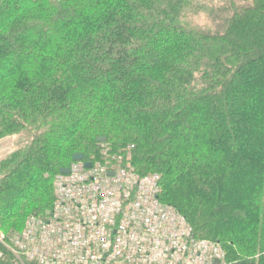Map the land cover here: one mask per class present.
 <instances>
[{"label": "trees", "instance_id": "1", "mask_svg": "<svg viewBox=\"0 0 264 264\" xmlns=\"http://www.w3.org/2000/svg\"><path fill=\"white\" fill-rule=\"evenodd\" d=\"M202 10L214 26L195 23ZM12 136L8 238L53 210L75 155L104 149L158 176L160 201L220 264H264V0H0V140Z\"/></svg>", "mask_w": 264, "mask_h": 264}, {"label": "built area", "instance_id": "2", "mask_svg": "<svg viewBox=\"0 0 264 264\" xmlns=\"http://www.w3.org/2000/svg\"><path fill=\"white\" fill-rule=\"evenodd\" d=\"M115 159L90 169L79 162L82 167L59 175L53 210L29 218L14 235V249L0 242V264H191L195 246L206 241L196 239L186 219L160 201L158 176L141 177ZM145 178L155 182L151 191ZM203 246L217 250L203 252L208 264L222 260L216 243Z\"/></svg>", "mask_w": 264, "mask_h": 264}, {"label": "rangeland", "instance_id": "3", "mask_svg": "<svg viewBox=\"0 0 264 264\" xmlns=\"http://www.w3.org/2000/svg\"><path fill=\"white\" fill-rule=\"evenodd\" d=\"M224 1H227V0H224ZM195 23L198 25V26H200V27H202V28H209V27H212V26H214V23H212V20L210 19V18H208V14H207V12L205 11V10H202V11H200V14L199 15H197L196 17H195ZM22 138L21 137H19V136H12V137H7V138H4V139H2V140H0V161L3 159V158H6L8 155H10L11 153H14L17 149H18V147H19V145L21 144V140ZM110 153L109 152H107V150H102V156H103V160H102V157L99 159V160H97L96 162H94V163H96V164H98V165H104V166H106V167H108V166H110L111 165V163H114L115 161H116V159H115V156L113 157V156H111V155H109ZM104 160H106L105 162H104ZM109 161V162H108ZM82 163H74V164H72V166L71 167H78V168H80V167H82ZM132 167V166H131ZM133 168V167H132ZM86 172H90V171H86ZM135 174L136 175H138V173H137V171L135 172ZM132 177L133 178H135L133 175H132ZM144 177H146V176H144ZM148 177V176H147ZM78 178V176L76 177V179ZM149 178H145V180L147 181V184H149V187H148V189H149V191H151L152 190V187H156L157 185L160 187L161 186V179L159 180V182L157 181L156 182V186H155V182H152L151 180H148ZM104 187H107V185H104ZM147 193H148V191H147ZM152 195V194H151ZM152 207H154V205H152ZM161 208V207H160ZM160 208H159V210H160ZM151 211H153V213H155L156 214V209H155V207L154 208H152V210ZM183 216V215H182ZM184 217V216H183ZM183 217H181L180 219H183ZM185 218V217H184ZM29 221V219H27V221L26 222H28ZM25 222V225L24 226H26L27 225V223ZM191 228V227H190ZM193 230V229H192ZM22 231V230H21ZM20 231V232H21ZM19 232V233H20ZM186 232V231H185ZM177 234H179V237H180V235H181V237L178 239V240H182L183 238H182V235H183V233L182 232H180V233H177ZM15 235V234H14ZM14 235L13 236H10L9 238H8V235H6V233L5 232H3V231H0V242L1 241H3V242H6L5 244L6 245H8V247H10V248H12V249H14L15 247H14V245H17V243H16V241L15 240H13V238H14ZM200 241H206V242H201V243H199L198 245H196L195 246V254H196V258H192V260L190 261V263L191 264H208L207 262H208V258L206 257V255L204 256L203 255V252L205 253L206 252V250H209V251H213L212 250V248L211 247H209V246H207V248H206V246H203V243H205V244H207V242H211V244L212 243H214V242H212V241H209V240H206V239H199ZM206 248V249H205ZM217 251V250H216ZM216 251H213L214 253H216ZM199 252H201V254H202V257H199ZM219 252V251H218Z\"/></svg>", "mask_w": 264, "mask_h": 264}, {"label": "water", "instance_id": "4", "mask_svg": "<svg viewBox=\"0 0 264 264\" xmlns=\"http://www.w3.org/2000/svg\"><path fill=\"white\" fill-rule=\"evenodd\" d=\"M105 141V138L104 137H100L98 138V142L102 143ZM85 160V157L83 154H78V155H75L73 157V161L74 162H81V161H84ZM86 168H91L92 167V164L91 163H86ZM60 174H63V175H68L70 174V169L69 168H64V169H61L60 171ZM109 175H112V174H109ZM49 212H47L48 214ZM216 264H219V261L217 260L216 261Z\"/></svg>", "mask_w": 264, "mask_h": 264}]
</instances>
